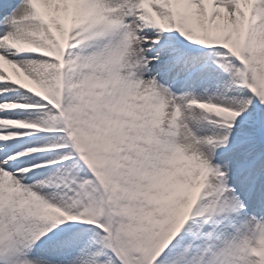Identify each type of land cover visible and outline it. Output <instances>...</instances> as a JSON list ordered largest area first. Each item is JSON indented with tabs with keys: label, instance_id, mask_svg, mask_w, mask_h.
<instances>
[{
	"label": "snow or ice",
	"instance_id": "obj_1",
	"mask_svg": "<svg viewBox=\"0 0 264 264\" xmlns=\"http://www.w3.org/2000/svg\"><path fill=\"white\" fill-rule=\"evenodd\" d=\"M0 264H264V0H0Z\"/></svg>",
	"mask_w": 264,
	"mask_h": 264
}]
</instances>
